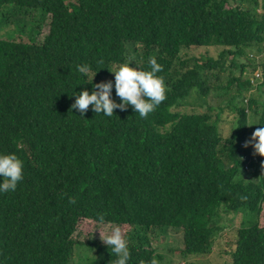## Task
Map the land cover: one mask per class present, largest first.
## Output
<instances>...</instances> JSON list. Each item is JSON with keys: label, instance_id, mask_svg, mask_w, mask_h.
I'll list each match as a JSON object with an SVG mask.
<instances>
[{"label": "trees", "instance_id": "1", "mask_svg": "<svg viewBox=\"0 0 264 264\" xmlns=\"http://www.w3.org/2000/svg\"><path fill=\"white\" fill-rule=\"evenodd\" d=\"M15 12L27 18L0 36V154L22 160L23 179L0 193V264H70L82 221L129 229L128 264L164 260L152 242L170 230L181 255L208 257L229 216L242 218L230 231L231 264H264V157L246 146L264 103L258 114L238 89L227 138L224 108L178 111L192 94L232 95L240 81L230 75L225 86L222 76L264 45V0H0V24ZM190 48L220 52L183 57ZM130 56L144 70L151 56L162 65L165 99L145 117L130 106L105 117L91 105L80 117L73 93L114 82L110 71ZM87 246L89 264L116 258L110 245Z\"/></svg>", "mask_w": 264, "mask_h": 264}, {"label": "rangeland", "instance_id": "2", "mask_svg": "<svg viewBox=\"0 0 264 264\" xmlns=\"http://www.w3.org/2000/svg\"><path fill=\"white\" fill-rule=\"evenodd\" d=\"M261 13V12H260ZM27 16L22 13L15 12L14 17H10L9 21H5L0 24V36L6 37L8 35L15 34L18 24L17 21H25ZM203 48V47H201ZM194 49L182 54L183 57L190 58L195 56V58H204V59H217L219 50L215 48L207 49ZM236 58L228 55L226 61H229L233 64V60ZM129 66L134 67L136 65V60L133 56H130L128 59ZM236 67L231 68L227 67V74L222 76L225 86L231 82L230 75L238 79L240 83L238 87L234 84L232 95L227 98L225 93L211 92L208 97L196 96L193 95L182 103L180 109L181 113L191 114L193 111L201 112L205 111L207 104H212L216 111L219 108H224L222 114V123L220 124L222 136L227 138L231 136L232 127L235 122V117L237 113L233 111L235 107L231 105L233 98L237 96V90L241 89L244 91L245 101L251 100L258 104L255 106L258 114H262L263 111L259 104L264 103V45H255L245 51L243 57H239L235 60ZM245 67V69H243ZM242 68V70H241ZM247 81H251V86H247ZM222 98L224 104L221 101L217 103L211 99ZM240 99L237 101L239 103ZM243 104V102H240ZM230 104V107L226 105ZM239 106V104H238ZM229 108V109H227ZM254 122V119H252ZM246 183L251 179V170L248 169L245 171ZM234 216L227 217V224L225 223V229L216 237L215 245L212 253L208 257H188L181 255L182 245H181V234L177 231L170 230L166 234V242L160 245V241H153V248L158 250V257L164 258L158 260V264H231V261L228 258V255L231 253V249L234 247L231 246V243L234 241L233 234L230 233L231 230L241 228L242 218L238 216L235 219H231ZM232 220V223L230 222ZM261 225L264 227V212L261 217ZM112 226L96 225L95 223L89 221H82L79 226L77 233L74 237L75 242L77 243L70 264H89V260L92 257V250L89 246L91 243H100L105 244L103 241L105 237L110 234ZM121 228V227H120ZM122 235L126 238L130 230L126 228H121Z\"/></svg>", "mask_w": 264, "mask_h": 264}, {"label": "clouds", "instance_id": "3", "mask_svg": "<svg viewBox=\"0 0 264 264\" xmlns=\"http://www.w3.org/2000/svg\"><path fill=\"white\" fill-rule=\"evenodd\" d=\"M148 69L144 70L136 67H130L129 62L120 63L110 71L114 75V82H100L92 85V91L82 90L75 97L72 109L80 113L83 117L84 112L91 105L96 114H102L105 117H111L115 109L124 110L131 107L134 113L140 117H145L152 112L165 99V85L163 78L157 73L162 70L154 56L148 58ZM81 73H86L87 66H78ZM94 76V75H93ZM91 77V82L93 79ZM115 95L119 98V103L114 100ZM254 125V124H253ZM247 144H251L254 152L264 157V125L256 128ZM264 167V162H262ZM23 179V162L16 154H0V193L14 191L17 183ZM98 222L104 223V218L99 217ZM107 246H111V252L115 254V260L111 264H128L130 251L128 241L122 235L121 228L115 226L111 228L104 241ZM139 264H144L140 261Z\"/></svg>", "mask_w": 264, "mask_h": 264}]
</instances>
